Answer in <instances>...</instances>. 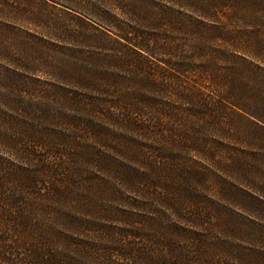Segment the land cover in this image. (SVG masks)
<instances>
[{"label": "trees", "instance_id": "trees-1", "mask_svg": "<svg viewBox=\"0 0 264 264\" xmlns=\"http://www.w3.org/2000/svg\"><path fill=\"white\" fill-rule=\"evenodd\" d=\"M25 1L0 0V14L12 8L28 11ZM57 1L65 6V20L75 22L76 29L67 27L62 15L46 18L33 13L30 19L38 24L53 22L52 33L58 38L94 43L108 54L90 57L97 70L86 60L82 64L66 59L35 62L27 46L16 41L12 27L0 21V60L6 63H0V144L18 158L37 162L26 166L0 154V264H79L65 250L54 248L57 238L44 217L80 229L77 221L58 210L75 196L73 177L80 171L75 165L89 163L100 171L109 165L94 164L90 150L79 149L86 147L75 136L59 128L39 130L38 124L88 131L94 142L104 146L110 145L108 130L86 118L43 106L42 100L98 114L159 144L153 149L139 144L126 150L112 148L146 168L149 191L163 205L184 215L189 224L205 225L206 214L199 209L200 196L181 186V174L203 181L206 172L181 152H197L264 196L263 154L252 162L235 151L225 156L220 141L213 145L200 141L190 128L194 118L203 117L223 129L222 113L228 110L245 120L246 128L264 136V97L259 79L250 77L254 67L245 55L259 57L264 45L259 25L248 19L260 6L227 0H165V6L154 0ZM100 34L111 43L97 40L102 39ZM196 35L191 44L185 38ZM210 42L224 46L212 48ZM218 61L225 62L224 66ZM39 72L51 76L52 83L31 75ZM175 149L179 154L172 152ZM165 245L173 250L171 242ZM195 245L197 257L204 254L203 259L182 264H208L204 262L211 253L204 238H198Z\"/></svg>", "mask_w": 264, "mask_h": 264}, {"label": "rangeland", "instance_id": "rangeland-1", "mask_svg": "<svg viewBox=\"0 0 264 264\" xmlns=\"http://www.w3.org/2000/svg\"><path fill=\"white\" fill-rule=\"evenodd\" d=\"M154 1L161 6H165L166 3L165 0ZM227 2L260 6L248 19H252L251 22L259 25L264 39V0H227ZM25 3L28 11L9 9L5 14H0V21L12 27L17 36L16 41L27 46L31 52V59L35 62H40L42 59L52 62L66 59L82 64V61L86 60L87 65L93 67L94 63L91 62L90 57L108 54L106 49L94 43L58 38L52 33L55 25L53 22L38 24L30 19V14L33 13L43 14L47 16L46 18H58L62 15L61 19L67 27L76 29L75 22L65 20V6L61 1L26 0ZM174 8L177 7L174 6ZM181 11L188 12L184 9ZM112 13L119 18L123 17L116 10ZM188 24L191 25L189 20ZM236 28H242V26L238 25ZM197 36L185 38L191 44L195 42ZM99 37L102 39L97 40L111 43L105 36L100 34ZM221 44L210 42L208 46L223 48L224 45ZM121 53L124 57L127 56L126 52ZM237 54L242 53L237 52ZM258 54L259 57L245 55L252 61L254 67L252 72L254 75L250 74V77L259 79L258 87L261 88L264 97V45L259 49ZM218 62L222 66L225 64V62ZM0 63L6 64L2 60ZM121 73L126 74L123 71ZM31 75L47 79L50 83L53 81L51 76L41 72L31 73ZM174 102L179 104L178 101ZM41 103L58 112L74 114L104 127L108 130L109 141L107 142L110 144L104 146L94 142L93 134L88 131L76 132L55 123L38 124L39 130L49 132L59 128L70 137L75 136L77 141H83V146L86 147L79 149L90 150L94 164L98 162L109 164L102 171L89 163L78 162L75 165L80 170L79 172L76 170L77 173L73 177L75 196L70 202L58 207V210L67 213L71 219L81 225V228L69 227L60 222L51 223L52 221H49L52 219L51 216H45L44 219L48 220L51 231L57 238L54 248L58 246L65 250L79 261V264H134L135 262L137 264H172L173 262L182 264L188 259L193 262H200V259H203L204 254L203 256L199 254L197 257L195 244L198 238H204L206 247L211 253V258L206 257L204 263L264 264V196L252 191L244 181L218 170L193 150L181 152V155L190 161L195 159L198 162L196 167L206 172L203 181H197L198 178L190 174H181V186L187 192L200 196L199 209L206 214L205 225L189 224L185 221L184 215L163 205L149 191L150 187L146 184L149 177L144 175L146 168L121 156L112 148L116 146L126 150L128 146H136V144L146 149L160 147L153 139L118 127L98 114L92 115L82 110L67 109L59 102L42 100ZM222 114L223 129L216 127L213 119L208 121L210 119L208 118L205 122L203 117L194 118L190 123L192 135L200 141H206L207 144L213 145L220 141L219 147L225 156L235 151L243 155L247 161L252 162L260 155H264V136L253 129L246 128L245 120H238L228 110ZM19 117L21 115L17 118ZM23 120L27 121L26 118ZM172 152L178 153V149ZM0 154L26 166L37 164L22 156L16 157L2 144H0ZM260 162L264 166V160ZM169 242L174 244L175 252L172 247L165 245ZM177 252H185L189 254V257H185V254L178 256Z\"/></svg>", "mask_w": 264, "mask_h": 264}]
</instances>
